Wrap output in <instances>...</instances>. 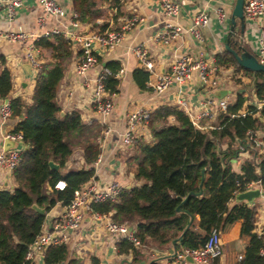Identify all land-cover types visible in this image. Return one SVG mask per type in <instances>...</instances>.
Listing matches in <instances>:
<instances>
[{
    "label": "trees",
    "instance_id": "16d2710c",
    "mask_svg": "<svg viewBox=\"0 0 264 264\" xmlns=\"http://www.w3.org/2000/svg\"><path fill=\"white\" fill-rule=\"evenodd\" d=\"M101 4L100 0H73L76 21L104 29L106 23L97 22L107 15ZM35 44L49 52L50 60L36 75L30 103L11 96L12 71L6 66L0 71V98L10 100L13 116L24 113L15 131L22 132L26 146L13 172L14 188H0V264H29L25 259L28 246L42 231L50 209L57 203L69 204L74 191L95 177L94 168L68 167L69 158L79 148L86 164L93 165L102 152L101 140L108 126L97 119L86 122L79 110L62 115L58 88L73 61V40L60 33ZM230 46L241 53L239 38H231ZM5 62L2 58L1 63ZM215 63L219 68H232L238 81V74L251 77L255 97L263 106L249 103L247 92L240 90L207 131L197 127L179 106L163 104L154 109L152 140L137 141L127 158L129 170L143 183L125 189L116 201L93 205L95 212H111L118 223L135 225L142 245L119 241L123 264L140 263L142 247L149 241L164 245L175 240L176 251L200 248L212 228L236 221L243 223V236L248 239L237 264H264V234L256 232L258 208L246 203L231 206L236 194L251 183L259 182L264 188V144L256 139L257 131L264 130V72L244 68L226 49L216 54ZM107 67L113 72L106 80L107 89L117 93L120 81L115 73L120 63L111 61ZM149 77L144 68L134 71L142 89L147 88ZM245 152L251 157L238 171L233 164ZM51 161L59 170L51 168ZM61 179L67 182L64 190L55 188ZM201 189L203 194L198 195ZM196 215L200 216L199 227L193 222ZM68 253L66 244L50 246L44 263L60 264ZM91 264H101V259L93 257ZM147 264L158 263L153 259Z\"/></svg>",
    "mask_w": 264,
    "mask_h": 264
},
{
    "label": "crops",
    "instance_id": "0c3cea01",
    "mask_svg": "<svg viewBox=\"0 0 264 264\" xmlns=\"http://www.w3.org/2000/svg\"><path fill=\"white\" fill-rule=\"evenodd\" d=\"M66 10L67 15L64 17H56L48 15L39 0H23V5L17 8L12 19L6 14L5 0H0V29L17 30L22 27L26 32L33 34L28 40L23 42H0V71L6 66L13 74V90L12 97L21 96L27 103H30L33 89L35 86V78L32 73L31 66L26 57L27 47L41 39L47 31L54 28L66 29L72 27L74 6L73 0H57ZM180 4L181 11L175 17H169L163 10L160 0H100L102 8L106 10L105 18H99L98 24L101 26L94 27L91 23H80L77 31L87 32L91 30L105 31L107 29H119L126 18L132 15H138L142 21L136 24L122 42L115 48L106 52H100L99 58L101 64L89 72L90 76H94L100 69L111 61L120 63L123 71L119 75V90L114 96L115 109L113 113L106 119L99 115L90 103V88L84 86V78L75 74L74 67L78 58L79 49L74 46L73 61L67 69L63 80L58 88V100L62 108V112L79 110L86 122L94 119L106 121L114 128V133L107 138L102 144V160L99 164L89 166L85 162L82 150L76 148L68 160V167H84L95 169V180L99 184H106L109 181H120L126 188L138 186L143 180L137 179L133 172L127 166V158L132 154L133 147L126 148L123 145V132L126 128L127 114L141 105L156 109L163 104L179 106L187 112L197 117L202 110L205 99H212L214 103L210 106L215 113L214 118H201L197 122L203 130L212 129L214 122L222 110L219 108L218 102L226 99L232 102V93H238L243 90L247 92L245 87H240L234 80V70L232 68H220L223 83L219 88L207 89L199 80L198 75L186 85H172L165 92L155 93L147 84V88L142 89L138 86L134 79V71L144 68L139 57L136 54L137 48L145 49L155 63L156 71L168 70L177 55L190 53L198 56L204 54L209 60L215 61L217 53L225 49L228 38L240 36L239 31L236 36H230L231 14L235 5V0H175ZM221 8L227 15L224 22L217 15V10ZM206 12L210 21L203 29V40L194 37L189 32H184L181 36H177L170 42L165 43L157 40L158 32L162 31L167 22L180 25L185 31H189L193 26V20L196 14ZM43 20L41 21L40 19ZM76 30V28H73ZM261 39H264V21L259 20L257 25L246 23L243 44L248 45L251 51L256 54V46ZM42 50V49H41ZM43 60H50L49 52L42 50ZM98 54V50H96ZM5 58V64L1 63V59ZM30 67L29 69L27 68ZM238 77L245 79L246 77L238 74ZM252 89L247 94L250 102L255 101ZM252 93V94H251ZM2 99L0 98V104ZM189 113V112H188ZM190 115V114H189ZM24 117L12 116L8 120V125L3 129L0 127V150L5 145L3 133L5 130H12L17 123ZM105 119V120H104ZM1 121V117H0ZM256 139L264 144V130L257 131ZM141 140L151 141V133L140 134ZM17 145V144H16ZM22 148L23 145L21 144ZM248 152L242 153L240 158L234 162V168L240 170L241 163L250 158ZM76 160V161H75ZM15 180L13 173L7 169L0 168V188H14ZM252 188H261L264 194V188L255 183ZM209 196V194H206ZM237 203H246L249 206H256L258 213L256 217V232L264 234V195L253 199L252 202L237 201L236 197L231 201V206ZM64 210V205L57 203L47 213L46 221L49 226L52 222L59 218ZM105 221L87 213L84 216L82 225L79 229L69 231V240L66 243L69 247L68 258L60 264H91L93 257L101 259V264H123L122 258L115 249L111 235L105 228ZM194 224L199 227L200 216L193 218ZM224 253L219 259V264H237L240 255L246 249L247 238L243 236V223L236 221L228 223L220 228ZM175 240L167 244H158L149 241L142 247L143 258L138 264H147L148 261L156 259L158 264H166L167 260L176 252ZM39 264H45L40 260Z\"/></svg>",
    "mask_w": 264,
    "mask_h": 264
},
{
    "label": "built area",
    "instance_id": "2783aa9c",
    "mask_svg": "<svg viewBox=\"0 0 264 264\" xmlns=\"http://www.w3.org/2000/svg\"><path fill=\"white\" fill-rule=\"evenodd\" d=\"M39 2L48 15L56 17H64L67 15V10L57 0H39ZM160 2L164 12L169 17H175L181 11L180 4L175 0H160ZM22 5L23 0H7L5 2L7 17L12 19L17 8ZM244 14L247 24L257 25L259 20L264 21V0H245ZM217 15L223 22L227 20V15L223 9L219 8ZM72 16L73 22L71 28H54L51 31H47L43 37L63 33L67 38L73 40L74 46L79 49L78 58L74 67L75 74L78 77L84 78V86L90 88L91 106L99 115L106 119L115 109L114 96L116 93H111L106 86V80L109 76L113 75V72L107 66H103L94 76H90L89 72L101 64L99 53L101 51L106 52L115 49L126 35L134 29L136 24L142 21V18L138 15H132L125 19L119 29L79 32L77 29L80 23L76 21L77 14L73 13ZM40 20L42 21L43 18ZM209 21L208 13L200 12L195 15L193 26L189 31H185L180 25L167 22L164 29L158 32L156 38L158 41L168 43L177 36H181L184 32H189L194 37L203 40V29L208 25ZM73 28H76V30H73ZM32 36L33 34L26 32L22 27H19L17 30L0 29V42H23ZM255 48L256 54H254L260 62L264 63V39H261ZM96 50H98V54ZM135 52L144 69L150 74L148 84L150 83L155 93L161 94L172 85H186L194 79L195 75H198L200 82L207 89L219 88L223 83L220 68L214 60H209L202 53L198 56L190 53L177 55L168 70L156 71L155 63L145 49L137 48ZM26 57L31 66L34 78H36L37 73L45 63L41 48L35 43L29 45L26 50ZM122 71L123 69L120 68L115 73V76L118 78ZM253 95L255 96V94ZM254 99L255 101L252 102L249 100V103H256L259 107L263 106V103L258 102L256 97ZM213 103L214 101L212 99H205L202 110L197 117H194L190 111H188L189 113L185 111L188 115L190 114L189 117L192 122L200 128L201 126L197 122L199 119L214 118L215 113L210 108ZM228 104L229 102L226 99H221L218 102L219 108L222 111L227 109ZM153 111L154 109L141 105L127 114L126 128L123 132L124 147H133L137 141L141 140L140 134L144 131L145 133H151L150 123ZM12 116L13 111L10 100H2L0 104V127L5 129L6 125H8V120ZM100 122L108 125L101 140L102 147V144L107 138L114 133V128L107 123V120ZM3 138L5 142L10 141L12 145L8 148L4 145L0 150V168L2 167L13 173L19 165L26 147L23 134L21 131H15L14 128L12 130H5ZM21 144L23 145L22 148L20 147ZM101 160L102 155L100 154L92 166L99 164ZM254 184L255 182L251 183L248 189H251V186ZM257 184L261 186L259 182ZM66 187L67 182L63 179L55 183L56 189L64 190ZM125 189L127 188L120 181L113 180L106 184H99L93 179L82 187L77 188L74 191L71 202L64 205L62 215L56 218L51 226L47 222L44 223L42 231L35 241L28 246L25 259L29 264H39L40 260L44 261L47 249L53 245L66 244L70 237L69 231L79 229L87 213L105 221V228L111 235L116 250H118L117 243L121 240H128L136 246H141L142 241L135 225L118 223L112 219L111 212L102 214L95 212L93 209L94 204L116 201ZM223 253L224 248L220 229L214 227L208 234L204 246L200 248H184L181 251H176L167 260L166 264H214L215 261L223 256ZM242 257L240 255L239 260Z\"/></svg>",
    "mask_w": 264,
    "mask_h": 264
},
{
    "label": "water",
    "instance_id": "95a60500",
    "mask_svg": "<svg viewBox=\"0 0 264 264\" xmlns=\"http://www.w3.org/2000/svg\"><path fill=\"white\" fill-rule=\"evenodd\" d=\"M7 1V0H5ZM244 5H245V0H235V5L231 14V29H230V36H236L239 31V25L238 22H240V36H239V48L241 50V53H238L235 49H233L230 46V37L228 38L227 43L225 44V49L229 50L236 58L237 62L243 66L244 68L250 69L252 71H260L264 72V63L260 62L257 58V56L250 51H248L244 44V33H245V28H246V21H245V14H244ZM104 66H107V64H104ZM27 68L29 69L30 67ZM64 113L62 112V115ZM6 147L8 148L9 146L12 145L10 141L5 142ZM50 166L54 170H59V165L54 163L53 161L50 162ZM198 195L203 194V189ZM185 197L183 199V202H185L189 196ZM262 194L261 188H252V189H247L245 191L239 192L236 194V199L237 201H244L247 200L248 202H252L253 199L260 197ZM41 213L45 212V209H39ZM191 262H193L192 259L189 258Z\"/></svg>",
    "mask_w": 264,
    "mask_h": 264
},
{
    "label": "rangeland",
    "instance_id": "374dc122",
    "mask_svg": "<svg viewBox=\"0 0 264 264\" xmlns=\"http://www.w3.org/2000/svg\"><path fill=\"white\" fill-rule=\"evenodd\" d=\"M235 75L236 74H234V76ZM245 77H246L245 79H241V81H238L237 78H236V76H235L234 77V80H235V83L236 84H240V87H242V88L245 87L247 89V94H250L249 89L250 90L252 89L251 85L253 83V79L251 77H248V76H245ZM231 96H232V100H234L235 99V96H236V93L235 92L232 93ZM250 101H251V99H250ZM75 150H77V149L75 148Z\"/></svg>",
    "mask_w": 264,
    "mask_h": 264
}]
</instances>
